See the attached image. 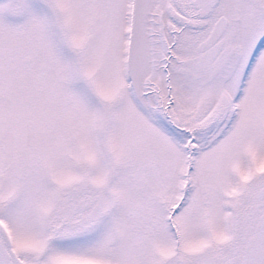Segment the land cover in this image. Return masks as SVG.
<instances>
[{"label": "snow or ice", "instance_id": "obj_1", "mask_svg": "<svg viewBox=\"0 0 264 264\" xmlns=\"http://www.w3.org/2000/svg\"><path fill=\"white\" fill-rule=\"evenodd\" d=\"M0 264H264V0H0Z\"/></svg>", "mask_w": 264, "mask_h": 264}]
</instances>
